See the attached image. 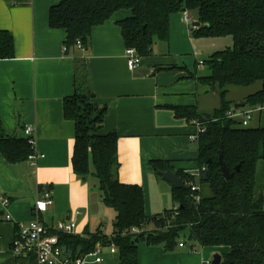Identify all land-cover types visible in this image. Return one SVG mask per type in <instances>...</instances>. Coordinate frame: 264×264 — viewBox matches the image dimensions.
Wrapping results in <instances>:
<instances>
[{"label":"crops","instance_id":"0c3cea01","mask_svg":"<svg viewBox=\"0 0 264 264\" xmlns=\"http://www.w3.org/2000/svg\"><path fill=\"white\" fill-rule=\"evenodd\" d=\"M60 1L0 0V30L14 37V56L0 58V135L25 139V126L32 125L35 150L44 155L36 165L28 158L11 163L0 150V264H36L32 256H15L11 247L19 224L36 218V201L45 192L52 204L40 215L44 224L54 227L61 220H74L75 234L82 236L99 229L107 235L114 231L116 212L108 223L103 211L107 206L93 195L96 181H82L73 170L76 127L65 117L64 102L75 93L78 64L88 74L93 101L106 107L101 131L119 137V179L143 188L149 216L166 210H153L150 180L160 185L164 179L152 161H168L174 171L200 170L197 142L190 139L196 127L177 116L174 107H196L203 113L220 105L211 111L203 107L210 92L199 78L209 71L200 72V63L193 66L192 58L209 57L218 40L227 37H195L182 12H176L170 18L169 39H156L141 64L130 68L118 24L131 15L130 9H120L95 26L87 46L67 48L65 30L49 23L50 9ZM101 247L102 261L88 255L85 264L120 263L118 250ZM196 248L185 241L173 251L140 243L138 264H204L213 248Z\"/></svg>","mask_w":264,"mask_h":264},{"label":"trees","instance_id":"16d2710c","mask_svg":"<svg viewBox=\"0 0 264 264\" xmlns=\"http://www.w3.org/2000/svg\"><path fill=\"white\" fill-rule=\"evenodd\" d=\"M120 9L131 10V15L118 24L126 46L135 47L141 57L150 53L156 39H169L170 18L176 12H196V18L191 19L201 25L191 28L195 37L232 38V45L204 61L209 73L199 78L209 89L220 91V105L211 112V118L196 107H174L177 116L206 124L196 142L199 171L207 178L175 171L187 183L183 188L172 186L175 206L147 215L143 188L119 179V137L115 132L101 131L106 107L93 101L88 74L82 63L78 64L75 93L64 102L65 117L76 127L73 170L82 181H96L103 203L116 212V218L110 235L102 229L84 236L58 233L61 244L73 257H80L92 253L97 245L114 243L119 264H138L140 243L163 245L166 251H173L184 237L194 243L192 246L225 248L220 264H264V188L257 182V165L260 161L264 164V0H61L51 7L49 23L52 28L65 30L67 48L78 41L87 46L93 28ZM13 56V34L0 30V58ZM257 82L261 88L242 103L261 106V118L257 125L244 127L240 120L227 117V112L235 109V102L227 99L228 87ZM0 150L11 163L32 153L27 137L0 135ZM220 150L234 173L229 180L220 169ZM152 164L156 171L171 167L162 160ZM196 177L199 201L188 185ZM176 206L179 213L174 216Z\"/></svg>","mask_w":264,"mask_h":264},{"label":"built area","instance_id":"2783aa9c","mask_svg":"<svg viewBox=\"0 0 264 264\" xmlns=\"http://www.w3.org/2000/svg\"><path fill=\"white\" fill-rule=\"evenodd\" d=\"M184 19L189 24L190 28H194L193 21L188 13H184ZM79 47H82L81 41L77 42ZM126 56L130 68H136L141 64L142 57L138 53L135 47L126 48ZM200 65L204 64V61H199ZM262 109L261 106L251 107L249 109L238 108L231 109L227 112V117L235 118L241 121L242 126H250L253 122L255 115ZM196 127V131L190 135V139L197 141L201 133L206 130V124L203 121L195 120L193 122ZM25 134L32 147V153L29 154L28 159L33 165H36L37 160L44 156L35 150L36 142V128L32 125L25 126ZM202 172L191 173L192 176H200ZM193 192L198 191L200 186L195 181L188 182ZM193 197L196 201L200 200L198 193H193ZM4 205L7 206L9 203L8 199L3 201ZM52 204L51 196L48 192H45L43 198L38 199L35 205L36 218L27 224H19L18 235L15 238L11 252L17 257H34L36 264H85V258L88 255L95 256L96 262H101L100 256L102 247L96 246V249L87 255L80 257H73L68 249L63 250L64 245L61 244L58 233L75 234L77 223L74 220H61L56 226L51 227L44 224L41 220V213L48 211ZM178 206L175 207L173 215H178ZM7 219H12L10 214L7 215ZM137 229H133V232H137ZM180 246L184 245V241L181 240ZM112 252H116L117 246L113 243L110 246ZM212 261H206V264H211Z\"/></svg>","mask_w":264,"mask_h":264},{"label":"rangeland","instance_id":"374dc122","mask_svg":"<svg viewBox=\"0 0 264 264\" xmlns=\"http://www.w3.org/2000/svg\"><path fill=\"white\" fill-rule=\"evenodd\" d=\"M182 15H184V13H182ZM189 16L192 17L193 19L196 18L197 14L196 12H190ZM194 21V20H193ZM219 45L217 46L218 48L214 49V51L216 50H222L224 48H226L227 46L232 45V38L229 36L227 38H220L219 40ZM212 51V52H214ZM208 58V55H198L197 57L195 55H193V63L192 65L194 66L196 62H199V60L201 59L203 61V59ZM196 60V61H195ZM197 66L199 67V71L200 72H208L209 71V67L207 65H199L198 63H196ZM229 91L227 94V99H229L232 102H242L244 100V98L246 96H248L249 94H252L254 92H256L257 90H259L261 88V82H257L251 86H247V87H240V86H230L228 87ZM207 91L210 92V95L206 98V105L203 106L205 109H208L209 111H211L215 106L219 105L220 103V91L217 90H209L207 88ZM242 108L245 109H249L251 108L249 105H246ZM214 111V110H212ZM208 112V111H207ZM260 112V111H259ZM257 112L254 118V121L251 123V125H257L258 124V118H261V114ZM211 113V112H208ZM257 119V120H256ZM153 179V178H151ZM196 183L199 184V177H196L195 179ZM257 182L259 184V186L261 188H264V164L262 161H260L257 165ZM159 183H161L160 185H158L157 183L153 182V180H150V196H151V200L153 203V210L156 212L157 210L160 209V211H164L169 210L171 208H173L175 206V203L173 201L172 198V187L171 184L165 180H161L159 179ZM93 195H95L94 197L98 196V197H102V192L99 188L98 185H93ZM159 207V208H158ZM106 213L104 214L106 217V221L109 223L111 222V215L114 214V210L108 207L103 208ZM164 213V212H163ZM180 240L185 241V243L190 246L193 245L194 243L190 242L188 239L181 237ZM196 245V251L201 252V247L199 244H195ZM211 249L213 248L209 260L206 261H212L213 260V256L215 253H223L226 249L225 248H221V247H210ZM204 261V264H206Z\"/></svg>","mask_w":264,"mask_h":264},{"label":"water","instance_id":"95a60500","mask_svg":"<svg viewBox=\"0 0 264 264\" xmlns=\"http://www.w3.org/2000/svg\"><path fill=\"white\" fill-rule=\"evenodd\" d=\"M193 25L195 27H198L201 25V23L199 21H194ZM244 103L242 102H236L234 103V107L236 109L244 107ZM202 115L206 118H211V113L208 112H203ZM210 161V160H209ZM208 161V162H209ZM219 164H220V169L222 172V175L224 176L225 179L229 180L233 177V172L230 170L229 166L227 165V163L224 160V156H223V151L220 150L219 152ZM240 164H238L236 166V170H240ZM158 173L161 175L162 179H164L165 181L169 182L174 188H183L187 186V183L185 182V180L183 179V177L178 176L175 171L170 167L167 166L166 169L164 170H158ZM201 178L203 180H205L207 178V174L203 173L201 175ZM64 251H67V247L64 246L63 247ZM222 261V255L221 253H215L213 256V260L211 262V264H220Z\"/></svg>","mask_w":264,"mask_h":264}]
</instances>
